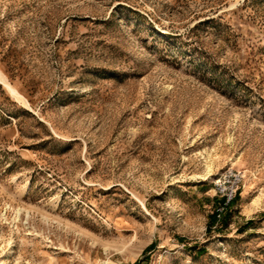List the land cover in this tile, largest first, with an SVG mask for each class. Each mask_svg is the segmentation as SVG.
Segmentation results:
<instances>
[{"label": "rangeland", "instance_id": "1", "mask_svg": "<svg viewBox=\"0 0 264 264\" xmlns=\"http://www.w3.org/2000/svg\"><path fill=\"white\" fill-rule=\"evenodd\" d=\"M0 264H264V0H0Z\"/></svg>", "mask_w": 264, "mask_h": 264}, {"label": "built area", "instance_id": "2", "mask_svg": "<svg viewBox=\"0 0 264 264\" xmlns=\"http://www.w3.org/2000/svg\"><path fill=\"white\" fill-rule=\"evenodd\" d=\"M243 178L240 171H235L231 168L226 172L220 174L214 182V187L219 197L221 198L220 204L215 208V215H220L225 211L228 204L233 200Z\"/></svg>", "mask_w": 264, "mask_h": 264}, {"label": "bare ground", "instance_id": "3", "mask_svg": "<svg viewBox=\"0 0 264 264\" xmlns=\"http://www.w3.org/2000/svg\"><path fill=\"white\" fill-rule=\"evenodd\" d=\"M3 82H4V81H3ZM4 84H6V86H8L7 83L4 82Z\"/></svg>", "mask_w": 264, "mask_h": 264}, {"label": "trees", "instance_id": "4", "mask_svg": "<svg viewBox=\"0 0 264 264\" xmlns=\"http://www.w3.org/2000/svg\"><path fill=\"white\" fill-rule=\"evenodd\" d=\"M215 216V215H214Z\"/></svg>", "mask_w": 264, "mask_h": 264}]
</instances>
